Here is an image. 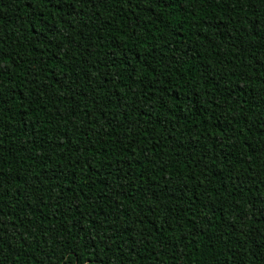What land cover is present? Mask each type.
Here are the masks:
<instances>
[{"label": "trees", "instance_id": "1", "mask_svg": "<svg viewBox=\"0 0 264 264\" xmlns=\"http://www.w3.org/2000/svg\"><path fill=\"white\" fill-rule=\"evenodd\" d=\"M0 264H264V0H0Z\"/></svg>", "mask_w": 264, "mask_h": 264}]
</instances>
